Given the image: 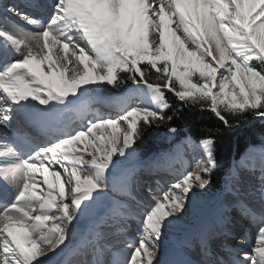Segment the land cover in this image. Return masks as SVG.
<instances>
[{
	"label": "snow or ice",
	"instance_id": "6c2138e0",
	"mask_svg": "<svg viewBox=\"0 0 264 264\" xmlns=\"http://www.w3.org/2000/svg\"><path fill=\"white\" fill-rule=\"evenodd\" d=\"M31 3L46 9V18L15 5L6 13L33 30L0 27V129L13 134L0 142V264H59L77 223L107 191L117 158L133 154L154 126L177 132L166 91L226 127L229 116L237 124L249 114L264 119V0ZM127 81L131 86L105 102L110 113L91 110L101 87ZM77 120L87 124L74 127ZM196 147L203 158L153 197L142 235L128 242L129 257L106 259L110 250L97 234L81 245L91 248L90 264H160L157 242L166 225L183 216L189 193L206 189L217 167L211 135ZM114 188L131 195L124 181ZM259 196V211L240 204L242 218L256 227L250 249L232 248L228 260L214 264H264V189ZM112 213L123 217L126 208L116 203ZM238 235L239 245L251 239L247 230Z\"/></svg>",
	"mask_w": 264,
	"mask_h": 264
},
{
	"label": "bare ground",
	"instance_id": "6f19581e",
	"mask_svg": "<svg viewBox=\"0 0 264 264\" xmlns=\"http://www.w3.org/2000/svg\"><path fill=\"white\" fill-rule=\"evenodd\" d=\"M4 2H9V5L14 4L19 11L26 12L29 15L43 14L45 18L47 16V12L35 9L32 6L31 0H0L2 5ZM12 18L6 19L5 15H0V27L9 31H17L18 29L33 30L32 26L18 24V21H15L14 18L12 20ZM23 22L25 21L23 20ZM97 100L99 101L96 103L99 106L100 113L107 115L112 111L105 106V102L108 100L100 99L98 96ZM69 119H76L75 114H69ZM85 121L81 124L86 125L87 122ZM79 122L77 120V124ZM79 126L80 124L74 127ZM94 131L98 132V134L96 132V135L104 136L105 138L112 134L111 129H97ZM7 133V130L0 129V142H10L7 138ZM33 136L38 137L36 142H45L39 133L34 132ZM200 158V156L190 150V147L173 151L167 162L159 160L151 166L140 167L138 169H136L137 166H132L134 159L131 161L130 156L124 158L121 164V167L126 168L122 170L124 175L119 178H112L115 172L112 170L109 187L105 192L112 199L111 207L106 209L94 203L89 214L81 218L77 223L73 230L72 238L68 241V246L62 255L58 257L59 264H77L82 261L85 254L91 251L90 247L81 246L82 241L84 239L92 240L97 234L102 237L99 241L100 244L109 245L105 247L112 253L119 254L121 259H127L131 250H125V247L122 249L121 245L114 241L116 237H122V234L119 232L123 227L129 226L131 223H137L142 227V218L146 210L153 204V197L166 191L172 184L180 182L188 171H192L195 168L196 162ZM252 162L256 164L254 165ZM127 164L129 167H125ZM247 170L259 173V177H256L255 180L242 179V174ZM129 172L135 175L132 178H126ZM140 177H144V179L145 177H151L154 180H158V178L162 180L166 179V186L168 188L155 189V192L149 196H137L134 194V190L140 189V187H147L148 185L146 184L148 178L142 180ZM262 178H264V140L254 150L251 157L244 161L238 160L235 164V170L233 172L232 169L230 170L229 179H227L222 192L221 203L213 209H210L211 198L204 205H195L193 202L199 196L195 191L194 193H189L187 211L184 212L183 216L166 225L162 238L157 243L160 264H214L217 260H228L230 258L229 252L220 246L221 240L223 241L224 237L233 239V236L236 237L237 233H240L239 217L242 216L240 213L241 203L254 205L258 211L261 210L262 206L258 205L260 202L259 193L264 189V183L258 187H255V184ZM121 181H124L126 191L131 193L130 196L114 188V183L119 187ZM200 191H203V189H200ZM203 199L201 198L199 201ZM116 203H121L125 206V216L116 217L113 215L112 208ZM134 220H137V222H133ZM253 228L256 234V227L253 226ZM255 234L249 240V246L246 248L241 247L242 250L247 251L250 249ZM44 250L47 251L46 248ZM112 253L109 254V258Z\"/></svg>",
	"mask_w": 264,
	"mask_h": 264
},
{
	"label": "trees",
	"instance_id": "16d2710c",
	"mask_svg": "<svg viewBox=\"0 0 264 264\" xmlns=\"http://www.w3.org/2000/svg\"><path fill=\"white\" fill-rule=\"evenodd\" d=\"M128 86H131V81L119 89L105 85L100 91L103 95L112 96L123 92ZM166 95L171 105L166 111L168 115L174 116L171 126L176 127L177 132L168 134L166 128L155 126L147 130L144 137L137 141L135 152L138 159L152 161L175 145L186 141H201L211 135L215 139L214 157L217 167L211 173L209 190L218 197L230 163L249 147L264 140V119L249 114L237 124L235 118L229 116L231 127H226L211 111L183 106L171 93L166 91Z\"/></svg>",
	"mask_w": 264,
	"mask_h": 264
},
{
	"label": "rangeland",
	"instance_id": "374dc122",
	"mask_svg": "<svg viewBox=\"0 0 264 264\" xmlns=\"http://www.w3.org/2000/svg\"><path fill=\"white\" fill-rule=\"evenodd\" d=\"M19 16H17L15 13H14V20L15 21H18V24L19 23H21V22H23V20L22 19H20V18H18ZM10 19H11V17H10ZM12 20H13V18H12ZM116 96H118V95H116ZM115 96V97H116ZM112 98H114V97H109V98H105V99H112ZM74 126H77V124L76 125H74ZM125 128H126V126H125ZM97 132V131H96ZM97 134H98V132H97ZM184 147H190L191 148V146L190 145H188V144H182V145H179V146H176L172 151H170V152H168V153H165V154H163V155H160V156H158V158L156 159V160H154L153 162H151V163H149V162H140L138 159H137V157L135 156V152L133 153V154H131V155H129L130 157H131V161H132V159H134V163L132 164V166L134 165V166H137L136 167V169H138V168H140V167H147V166H151L152 164H155L157 161H169V156H170V154L173 152V151H177L178 149H180V148H184ZM118 159V166L115 168L116 170H114L113 169V172H114V176H112V178H119V177H122L124 174H123V172H122V170L123 169H126V168H124V167H121V164H122V162L124 161V158L123 157H118L117 158ZM121 167V168H120ZM125 167H129L128 166V164L125 166ZM60 171H62L63 172V170L61 169ZM133 177V174H131V172H129V174H127L126 175V178H132ZM65 179H67V177H65ZM227 179H229V176H227V178H226V181H227ZM176 181V180H175ZM226 181H225V184H226ZM165 182H167V181H165ZM176 183H178V182H176ZM225 184H224V186H223V189H224V187H225ZM141 188V187H140ZM195 192L198 194V198L199 199H201V198H204L203 200H201V201H199V199L197 198L196 200H194V204L195 205H198V204H200V205H204L205 204V202L207 201V200H209V198H211L212 199V202H214L213 204H212V206H210V209H213L215 206H217L218 204H220L221 203V200H222V193H221V195L219 196V198L218 199H216V200H214V195H212L211 193H210V190H209V186H207L206 187V189H203V191H200V189L199 188H196L195 189ZM222 192H223V190H222ZM195 201H197L196 203H195ZM191 206V205H190Z\"/></svg>",
	"mask_w": 264,
	"mask_h": 264
},
{
	"label": "water",
	"instance_id": "95a60500",
	"mask_svg": "<svg viewBox=\"0 0 264 264\" xmlns=\"http://www.w3.org/2000/svg\"><path fill=\"white\" fill-rule=\"evenodd\" d=\"M95 203L101 205L103 208L109 209L112 205V199L104 193Z\"/></svg>",
	"mask_w": 264,
	"mask_h": 264
}]
</instances>
